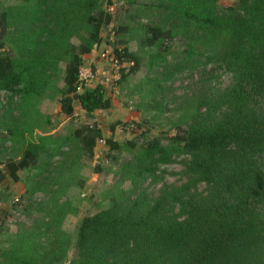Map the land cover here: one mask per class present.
<instances>
[{
	"label": "trees",
	"instance_id": "obj_1",
	"mask_svg": "<svg viewBox=\"0 0 264 264\" xmlns=\"http://www.w3.org/2000/svg\"><path fill=\"white\" fill-rule=\"evenodd\" d=\"M22 1L0 15V92L20 96L24 123L25 108L54 92L68 116L75 100L88 115L110 109L105 86L78 93L84 57L100 46L107 26L116 35L128 30L134 35L120 42L122 49L112 48L113 59L133 64L129 74L142 61L129 51L130 41L161 51L165 39L179 37L184 49L176 68L214 62L231 75V85L201 99L179 120L178 134L166 145L154 138L137 154L129 150L133 155L125 159L121 176L132 182L131 195L123 197L121 191L107 208L82 219L75 241L62 230L72 211L54 206L43 232L18 238L0 264H62L72 246L76 256L70 264H264V0H238L228 7L221 0H151L145 8L159 20L156 27L152 22L115 26L113 14L100 10L104 0ZM6 36L10 51L1 42ZM121 71L124 80L129 74ZM60 75L64 86L56 88ZM32 132L30 124L21 129L22 135ZM101 137L98 127L88 126L63 143L47 137L28 142L21 159L8 165L11 177L18 181V171L27 169L39 170L38 177L45 174L49 160L64 155L65 144L74 143L78 160L92 156ZM134 142L126 146L135 147ZM108 143L111 150L123 148ZM182 156L188 158L186 183L148 197L143 183ZM35 182L33 195L43 186ZM200 185L204 192H198Z\"/></svg>",
	"mask_w": 264,
	"mask_h": 264
},
{
	"label": "rangeland",
	"instance_id": "obj_2",
	"mask_svg": "<svg viewBox=\"0 0 264 264\" xmlns=\"http://www.w3.org/2000/svg\"><path fill=\"white\" fill-rule=\"evenodd\" d=\"M150 1L128 3V0H104L100 10L113 14L117 27H136L135 23L149 25L150 22L156 27L159 20L154 18L152 10L145 8ZM237 1L221 0L220 4L228 7ZM23 4L22 0H0V15L8 7ZM101 36L103 41L100 46L84 57V66L105 75H95L83 84L78 93L93 90L98 85L105 86L111 98L109 110L88 115L75 100L74 113L68 116L61 112L60 96L54 92L53 96L48 93L45 98L33 101L25 108L28 119L24 123L20 96L0 92V262L3 253L15 245L18 238L33 236L39 230L43 232L44 225L50 222L49 211L57 207L72 211L66 216L62 230L75 241L82 219L107 208L114 196L122 195L121 191L126 192L123 197L131 195L132 182L121 176L125 159L139 153L147 140L157 138L166 145L169 138L178 134L176 124L179 120L195 110L201 99L231 85V75L214 62L194 68H191L194 63H183L176 68L179 54L184 49V42L179 37L165 39L161 51L156 47H141L138 40L130 41L129 51L138 54L142 61L138 71L129 74L133 66L129 61L122 64L116 59L115 65L111 63L112 48L122 49L124 44L120 42H126L134 35L129 30L116 35L112 27L107 26ZM9 37L1 41L7 51L12 49ZM72 42L76 46L80 44L77 38ZM102 54H109V58L103 59ZM165 58L167 61L164 63ZM61 68L65 69L64 63ZM122 69L124 74H129L124 80H121ZM63 86V75H60L56 88ZM27 121L33 132L22 135L21 129L29 126ZM88 126L98 127L104 140L97 142L92 156L86 154L78 160L74 143L63 144L64 155H56L49 160L50 166L45 174L38 177L39 170L27 169L18 171V181L11 177L8 165L21 159L28 142H39L47 137L63 143L65 138L71 139L76 130ZM186 129L183 125L182 130ZM108 140L122 145V150H111ZM130 140H137L135 147L126 146ZM186 161L188 158L182 156L176 163L162 166L155 180H146L142 188L147 196L156 198L165 186L184 185ZM37 180L43 182L42 190L33 195L31 188ZM197 190L204 192L205 186L200 185ZM42 242H45L44 239ZM75 256V247L72 246L67 261L62 264H70Z\"/></svg>",
	"mask_w": 264,
	"mask_h": 264
},
{
	"label": "built area",
	"instance_id": "obj_3",
	"mask_svg": "<svg viewBox=\"0 0 264 264\" xmlns=\"http://www.w3.org/2000/svg\"><path fill=\"white\" fill-rule=\"evenodd\" d=\"M95 48L97 49L98 47L95 46ZM108 55L109 54H102L101 57L103 59H108L109 58ZM116 62H117L116 59H113V58L111 59V63L113 65H115ZM95 75H97V72H94L92 68H86L85 66H83L80 70V73H79V90H78V92L80 90H82L83 84L88 82V81H91L95 77ZM99 142H104V140H100Z\"/></svg>",
	"mask_w": 264,
	"mask_h": 264
},
{
	"label": "crops",
	"instance_id": "obj_4",
	"mask_svg": "<svg viewBox=\"0 0 264 264\" xmlns=\"http://www.w3.org/2000/svg\"><path fill=\"white\" fill-rule=\"evenodd\" d=\"M92 52L94 53V51H92ZM91 68H92V67H91ZM99 73H100V72H99ZM99 73H97V76H99V75H103V76H104V75H105L104 72H101L100 74H99ZM109 75H110V73L108 72V76H109Z\"/></svg>",
	"mask_w": 264,
	"mask_h": 264
}]
</instances>
